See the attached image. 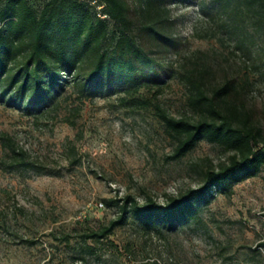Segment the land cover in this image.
<instances>
[{
  "label": "rangeland",
  "instance_id": "obj_1",
  "mask_svg": "<svg viewBox=\"0 0 264 264\" xmlns=\"http://www.w3.org/2000/svg\"><path fill=\"white\" fill-rule=\"evenodd\" d=\"M263 12L237 17L215 0H173L178 43L163 55L160 85L138 92L151 97L148 106L132 103L126 86L83 93L73 83L41 112L0 99V132L29 161L0 164V264H264V163L211 187L179 221L131 211L109 235L86 236L116 217L126 197L166 204L202 185L205 171L233 153L204 136L171 157L177 138L156 104L199 117L185 73L208 86L234 77L264 131ZM10 149L0 142V163Z\"/></svg>",
  "mask_w": 264,
  "mask_h": 264
},
{
  "label": "trees",
  "instance_id": "obj_2",
  "mask_svg": "<svg viewBox=\"0 0 264 264\" xmlns=\"http://www.w3.org/2000/svg\"><path fill=\"white\" fill-rule=\"evenodd\" d=\"M0 0V99L15 107L38 112L57 105V95L73 83L83 93L126 86L131 102L148 106L151 97L138 94L143 86H159L164 72L163 55L178 43L170 30L173 0H98L101 16L91 0ZM222 12L240 17L247 9H264V0H215ZM134 5V6H133ZM264 22V12L258 16ZM189 101L199 117L176 116L156 104L157 113L177 138L172 158L185 155L202 137L223 143L233 153L227 161L205 171L202 185L191 187L168 203L153 198L140 204L128 196L119 214L87 237L103 238L122 224L131 211L147 219L164 215L179 221L195 210V202L211 187L264 163V131L246 106L243 88L227 79L208 86L202 75L187 72ZM122 98L126 99L125 96ZM0 142L11 146L6 168L28 165L26 152L0 132ZM119 202V200H116ZM115 202V201H114Z\"/></svg>",
  "mask_w": 264,
  "mask_h": 264
},
{
  "label": "built area",
  "instance_id": "obj_3",
  "mask_svg": "<svg viewBox=\"0 0 264 264\" xmlns=\"http://www.w3.org/2000/svg\"><path fill=\"white\" fill-rule=\"evenodd\" d=\"M91 2L93 3V4H96V7H97V9H98V13L101 15V16H103V17H108V14L106 13V12H104V11H102V8H103V6H104V4L103 3H100L98 0H91Z\"/></svg>",
  "mask_w": 264,
  "mask_h": 264
}]
</instances>
